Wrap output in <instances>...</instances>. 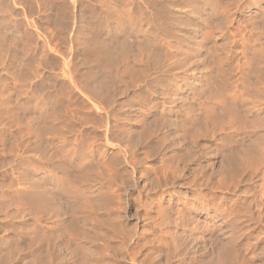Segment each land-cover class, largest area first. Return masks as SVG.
Returning a JSON list of instances; mask_svg holds the SVG:
<instances>
[{"label": "rangeland", "instance_id": "374dc122", "mask_svg": "<svg viewBox=\"0 0 264 264\" xmlns=\"http://www.w3.org/2000/svg\"><path fill=\"white\" fill-rule=\"evenodd\" d=\"M54 263L264 264V0H0V264Z\"/></svg>", "mask_w": 264, "mask_h": 264}, {"label": "bare ground", "instance_id": "6f19581e", "mask_svg": "<svg viewBox=\"0 0 264 264\" xmlns=\"http://www.w3.org/2000/svg\"><path fill=\"white\" fill-rule=\"evenodd\" d=\"M200 1H201V0H200ZM251 1H252V0H251ZM195 2H196V1H195ZM204 2H205V1H204ZM162 3H163V2H162ZM156 4H157V3H156ZM194 6H195V4H194ZM164 7H165V5H164ZM226 13H227V12H226ZM189 15H190V14H189ZM228 18H229V16H228ZM227 24H228V23H227ZM169 27H170V26H169ZM168 32H169V31H168ZM186 36H187V35H186ZM201 38H202V37H201ZM171 39H172V38H171ZM196 41H197V40H196ZM188 42H189V41H188ZM152 44H153V43H152ZM156 44H157V43H156ZM235 44H236V43H235ZM240 44H241V43H240ZM154 45H155V43H154ZM154 45H153V46H154ZM150 46H151V45H150ZM161 47H162V46H161ZM156 48H158V47H156ZM153 49H155V48H153ZM152 52H153V51H152ZM156 52H157V51H156ZM147 54H148V53H147ZM151 54H152V53H151ZM151 54H150V55H151ZM155 54H156V53H155ZM138 55H139V54H138ZM195 55H196V54H195ZM148 56H149V54H148ZM143 57H144V56H143ZM149 57H150V56H149ZM153 57H154V56H153ZM157 57H159V56H157ZM148 59H149V58H148ZM140 60H141V59H140ZM155 60H156V62H157V58H156V57H155ZM160 60H161V59H160ZM163 60H164V59H163ZM152 61H153V60H152ZM152 61L150 60V62H152ZM153 62H154V61H153ZM153 62H152V63H153ZM152 63H151V64H152ZM154 64H155V63H154ZM157 65H158V63H157ZM148 66H149V65H148ZM153 66H154V65H153ZM155 66H156V64H155ZM169 66H170V64H169ZM172 66H173V65H172ZM150 67H151V65H150ZM170 67H171V66H170ZM152 68H153V67H152ZM152 68H150V69L152 70ZM154 68H155V67H154ZM141 69H142V68H141ZM144 69H145V68H144ZM148 69H149V68H147L146 70H148ZM146 72H147V71H146ZM175 72H176V71H175ZM168 73H169V72H168ZM143 74H144V73H143ZM139 75H140V73H139ZM146 75H147V74H146ZM148 75H149V74H148ZM151 75H152V74H151ZM165 75H166V74H165ZM144 76H145V75H144ZM141 77H142V75H140V78H141ZM137 78H138V77H137ZM140 78H139V79H140ZM143 78L145 79V77H142V83H143ZM146 78H147V77H146ZM148 79H149V78H148ZM152 79H153V78H152ZM154 81H155V80H154ZM137 82H138V81H137ZM135 83H136V82H135ZM140 83H141V82H140ZM142 83H141V84H142ZM145 83H146V82H145ZM145 83H144V84H145ZM137 84H139V83H137ZM139 86H140V84H139ZM139 86H138V87H139ZM156 86H157V85H156ZM149 87H150V86H149ZM162 88H163V87H162ZM145 89H147V88L145 87V88H144V91H145ZM148 89H149V88H148ZM145 93H147V92H145ZM151 93H152V92H151ZM97 104H98V103H97ZM110 107H111V106H110ZM112 107H113V106H112ZM94 109H95V108H94ZM102 109H103V108H102ZM113 117H114V116H113ZM43 140H44V139H43ZM77 140H78V139H77ZM78 143H79V142H78ZM79 144H80V143H79ZM82 144H83V143H82ZM117 144H119V143H117ZM77 145H78V144H77ZM37 146H39V145H37ZM41 146H43V144H42ZM79 146H80V145H79ZM77 147H78V146H77ZM41 148H43V147H41ZM72 148H73V147H72ZM89 148H90V147H89ZM34 149H35V148H34ZM80 149H81V148H80ZM42 150L44 151V149H42ZM42 150H41V151H42ZM76 150H77V148H76ZM88 150H90V149H88ZM43 151H42V153H43ZM74 151H75V150H74ZM74 151H73V152H74ZM77 151H79V150H77ZM75 152H76V151H75ZM82 152H83V151H82ZM86 152H87V151H86ZM92 152H94V151H92ZM29 153H30V152H29ZM69 153H70V152H69ZM80 153H81V152H80ZM87 153H88V152H87ZM71 154H72V153H71ZM82 154H83V153H82ZM89 154H90V153H89ZM91 154H93V153H91ZM75 155H76V154H75ZM72 156H74V155L72 154ZM79 156H81V155H79ZM82 156H84V155H82ZM90 157H91V156H90ZM76 158H77V157H76ZM78 158H79V157H78ZM81 159H83V158L81 157ZM49 160H52V159H49ZM54 162H55V161H54ZM89 164H90V163H89ZM24 178H26V177H24ZM110 179H111V178H110ZM112 179H113V178H112ZM112 179H111V180H112ZM112 181H113V180H112ZM57 183H58V182H57ZM32 184H33V182H32ZM29 187H30V186H29ZM38 187H39V186H38ZM38 187H37V189H39ZM34 188H35V187H34ZM34 188H33V189H34ZM41 188H42V185H41ZM107 188H109V187H107ZM24 189H25V188H24ZM42 189H45V188H42ZM55 189H56L55 187H54L53 189H49V191H48V189H47V192H55V191H56ZM30 190H31V188H30ZM25 191H26V190H24V192H25ZM33 191H35V190H33ZM43 191H44V190H42L41 192H43ZM45 191H46V189H45ZM47 192H46V193H47ZM30 193H32V192H30ZM37 193H39V192H37ZM37 193H34V194L38 196L39 194H37ZM21 194H22V193H21ZM53 194H54V193H53ZM27 195H28V194H27ZM31 195H33V194H31ZM40 195H41V194H40ZM47 195H51V194L48 193ZM44 196H45L44 194L41 195V198L44 199V198H45ZM38 197H39V196H38ZM48 197L50 198V196H48ZM29 198H32V199H30L31 201L29 202V203L31 204V203L33 202L32 200H34V199H33L34 197H33V196L30 197V195H29L28 199H29ZM41 198L39 197L38 200H40ZM46 199H47V198H46ZM36 200H37V198H36ZM47 200H49V199H47ZM47 200H46V201H47ZM28 201H29V200H28ZM41 201H44V203L46 202L45 200H41ZM50 201H51V200H50ZM50 201H48V203H49ZM52 201H53V200H52ZM104 201H105V200H104ZM38 202H39V201H38ZM38 202H36V203H38ZM44 203H43V204H44ZM51 203H52V202H51ZM103 203H104V202H103ZM108 204H109V203H108ZM41 205H42V204H41ZM49 205H51V204H49ZM105 205H106V204H105ZM109 205H110V204H109ZM46 206H47V204H46ZM106 206H107V205H106ZM44 207H45V206H44ZM107 207H108V206H107ZM51 208H53V205L51 206ZM108 208H109V207H108ZM108 208H107V209H108ZM45 210H46V209H45ZM45 212H47V211H45ZM160 212H161V211H160ZM160 212H159V213H160ZM168 218H169V217H168ZM84 219H86V218H84ZM164 219H165V218H164ZM78 220H80V218H79ZM81 220H82V219H81ZM83 222H84V221H83ZM57 247H58V246H57ZM50 249H51V248H50ZM52 249H53V248H52ZM52 249H51V251H52ZM55 251H57V250H55ZM52 252H54V251H52ZM52 252H50V253H52ZM52 254H53V253H52ZM56 254H58V253H56ZM50 255H51V254H50ZM50 255H49V256H50ZM61 255H62V254H61ZM51 256H52V255H51ZM54 256H55V254H54ZM49 258H50V257H49ZM49 258H47V259H49ZM54 258H55V260L59 259V258L56 257V256H55ZM56 258H57V259H56ZM64 259H65V258H64ZM52 260H53V259H52ZM50 261H51V260H50ZM62 261H63V260H62ZM47 262H48V261H47ZM47 262H46V260H45V263H47ZM54 262H55V261H54ZM57 262H58V260H57ZM52 263H53V261H52ZM55 263H56V262H55ZM55 263H54V264H55Z\"/></svg>", "mask_w": 264, "mask_h": 264}]
</instances>
